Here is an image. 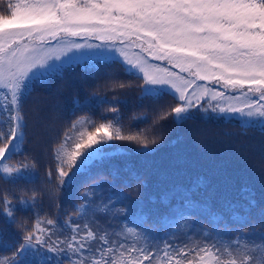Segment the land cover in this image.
Wrapping results in <instances>:
<instances>
[{
  "label": "snow or ice",
  "instance_id": "1",
  "mask_svg": "<svg viewBox=\"0 0 264 264\" xmlns=\"http://www.w3.org/2000/svg\"><path fill=\"white\" fill-rule=\"evenodd\" d=\"M99 62H119L127 75L142 81L140 99L170 95L175 103L133 117L152 119L133 134L123 133L115 106L111 112L116 118L107 123L83 118L73 122L60 148L54 149L55 173H47L49 186L53 177L56 181L53 194L70 187L76 177L90 175L92 168L112 159L111 152L122 151L124 143L117 142L138 145L137 153L155 152L161 141L155 129L168 119L180 125L194 111L238 118L241 126L264 130V0H7L0 10V174L6 180L35 175V164L10 163L23 153V103L33 85L62 75L69 66ZM111 86L123 90L131 85L112 79ZM93 95L96 103L120 102L118 97L109 102L106 96ZM85 122L91 130L79 132L74 141L77 124ZM128 172L138 187L146 186L138 173ZM112 175H118L116 169ZM206 183L200 177L191 188L176 186L161 195V203L169 204L179 193L182 206L195 207L192 194ZM102 191L100 182L86 188L83 203L62 224L43 217L31 225L19 223L14 197L0 196V210L23 233L22 243L11 256L0 258V264H24L22 257H42L45 251L66 256L67 264H252L250 249L232 258L239 239L231 246L217 241L190 247L189 238V243L165 242L160 248L130 226L139 217L109 231L92 218L103 212L128 215L127 206L110 207L128 197L111 191L100 206L96 200L104 198ZM38 196L33 190L19 204L35 207ZM260 247L258 264H264V244ZM44 259L50 257L40 264Z\"/></svg>",
  "mask_w": 264,
  "mask_h": 264
},
{
  "label": "trees",
  "instance_id": "2",
  "mask_svg": "<svg viewBox=\"0 0 264 264\" xmlns=\"http://www.w3.org/2000/svg\"><path fill=\"white\" fill-rule=\"evenodd\" d=\"M7 0H0V10ZM131 85L123 90H113L111 80ZM127 75L119 62H99L69 66L62 75L33 85L23 103L27 127L23 153L12 157L10 163L35 164L34 178L5 179L0 174V196L14 197V218L19 223L33 224L38 217L54 218L59 224L74 215V209L83 203L81 193L100 182L103 199L96 202L103 206L111 191L123 192L128 199L110 207L125 208L128 215L98 213L92 219L111 231L130 224L138 227L151 244L163 248L164 243L213 244L226 242L230 246L239 239L237 253L251 250L252 264H258L264 244V130L258 126H241L238 118L216 117L203 112H193L192 117L177 125L171 119L155 129L161 137L156 151L141 154L134 151L136 144L124 143L120 152H111L112 159L92 168L90 175L76 177L70 187L56 191L47 183V173H55L54 149H59L66 132L73 122L91 120L95 124L107 123L116 118L113 106L119 109V125L124 134H133L152 124L133 119L141 113L151 114L175 102L164 95L159 100L140 99L139 84ZM97 96H106L109 102L118 97L120 102L96 103ZM89 97H92L90 102ZM76 130H91L85 123H78ZM151 138V136H149ZM79 136L77 137V140ZM71 150V147L68 148ZM116 169L117 176L112 175ZM134 170L146 186L138 187L129 179L128 170ZM204 177L206 185L192 194L195 207L182 206V194H176L167 205L161 195L176 186L191 188L198 178ZM39 194L35 207L23 208L20 198H28L32 191ZM250 201L255 202L253 206ZM187 221V224H185ZM83 221H81L82 223ZM23 233L0 210V258L11 256L22 243ZM55 239V237H54ZM67 264L64 255L43 252L42 257L29 254L22 257L24 264Z\"/></svg>",
  "mask_w": 264,
  "mask_h": 264
},
{
  "label": "rangeland",
  "instance_id": "3",
  "mask_svg": "<svg viewBox=\"0 0 264 264\" xmlns=\"http://www.w3.org/2000/svg\"><path fill=\"white\" fill-rule=\"evenodd\" d=\"M129 55H134V53L130 50L129 51ZM172 70H175V71H179L178 69H172ZM197 83H200V84H204L205 86H207V82H201V81H197ZM78 133L79 131L75 130V133H73V140H77V137H78Z\"/></svg>",
  "mask_w": 264,
  "mask_h": 264
}]
</instances>
